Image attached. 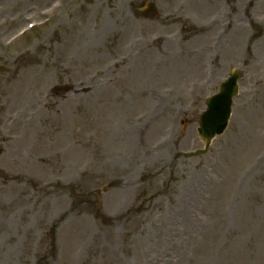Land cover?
I'll list each match as a JSON object with an SVG mask.
<instances>
[{
    "label": "rangeland",
    "instance_id": "374dc122",
    "mask_svg": "<svg viewBox=\"0 0 264 264\" xmlns=\"http://www.w3.org/2000/svg\"><path fill=\"white\" fill-rule=\"evenodd\" d=\"M219 1L0 0V264H264V34Z\"/></svg>",
    "mask_w": 264,
    "mask_h": 264
},
{
    "label": "water",
    "instance_id": "95a60500",
    "mask_svg": "<svg viewBox=\"0 0 264 264\" xmlns=\"http://www.w3.org/2000/svg\"><path fill=\"white\" fill-rule=\"evenodd\" d=\"M238 78H239V74L237 72L232 73L231 79L229 80L227 85L224 86L225 90L227 89V91L209 102L210 105L209 111L203 115V120L201 122L205 135L208 134L209 136L206 140L207 144H209L210 139L215 134H222L227 127L231 112V103H232L231 99L237 92L236 81L238 80ZM222 99L223 101L220 104H218L219 106H217L215 102L217 100H222ZM210 118L213 119L214 124H211L210 127H207L208 125L207 122L210 120ZM209 133L210 134L212 133L211 137Z\"/></svg>",
    "mask_w": 264,
    "mask_h": 264
},
{
    "label": "bare ground",
    "instance_id": "6f19581e",
    "mask_svg": "<svg viewBox=\"0 0 264 264\" xmlns=\"http://www.w3.org/2000/svg\"><path fill=\"white\" fill-rule=\"evenodd\" d=\"M195 8H192V10H194ZM195 10H198V9H195ZM116 48L112 45L111 46V51L113 52V53H117L116 52ZM124 62H128V60H123V59H121V58H118V59H116V61L114 62V65H115V67H117V66H119V65H121V64H123ZM45 106L50 110V109H52L53 110V106H51L50 104H48V103H45Z\"/></svg>",
    "mask_w": 264,
    "mask_h": 264
}]
</instances>
